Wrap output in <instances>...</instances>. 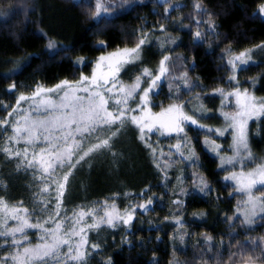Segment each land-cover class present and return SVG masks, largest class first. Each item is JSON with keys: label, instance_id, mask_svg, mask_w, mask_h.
Masks as SVG:
<instances>
[{"label": "trees", "instance_id": "1", "mask_svg": "<svg viewBox=\"0 0 264 264\" xmlns=\"http://www.w3.org/2000/svg\"><path fill=\"white\" fill-rule=\"evenodd\" d=\"M262 4L264 0H117L114 13L97 19L91 0H0V121L7 120L21 94L76 81L92 71L102 54L134 46L146 35L150 40L143 67L177 56L193 86L189 111L199 122L219 125L220 99L212 92L230 84L229 51L264 44V17L258 14ZM49 42L56 47L49 49ZM135 65H126L120 76L131 81ZM239 77L246 86L258 78L256 91L264 94L263 60L241 69ZM167 92L155 96L156 109L171 101ZM7 130L0 124V143ZM207 134L188 125L181 135L155 133L145 144L134 130L131 160L81 169L75 207L86 213L95 209V219L105 210L115 216L152 200L146 210L136 207L128 225L114 221L116 227L86 228V264L264 261L258 245L264 239V217L249 228L235 214L240 196L203 146ZM249 137L253 151L264 157V114L251 122ZM175 143L181 144L179 152L171 149ZM34 173L13 181L17 198L35 193L39 182ZM201 181L208 185L203 192ZM93 219L86 215L82 220L87 225ZM93 244L98 247L91 248Z\"/></svg>", "mask_w": 264, "mask_h": 264}, {"label": "snow or ice", "instance_id": "2", "mask_svg": "<svg viewBox=\"0 0 264 264\" xmlns=\"http://www.w3.org/2000/svg\"><path fill=\"white\" fill-rule=\"evenodd\" d=\"M122 2L127 3L128 0H122ZM94 6L96 17L108 12V6L103 0H94ZM196 7L199 8V5ZM258 14H264V4L260 6ZM210 27H214V25L210 24ZM161 30L163 31V28ZM196 37H201L199 31H197ZM146 39L147 36L145 35L139 39V42L133 48L122 49L117 53H111L108 57L101 56L96 62V69L101 68L102 62L108 61V63L99 76L94 70L91 77L82 75L75 85L69 81H62L52 89L37 88L32 97L23 94L19 96L17 105L12 112L8 113L9 116L19 111L26 112V110L20 109V101L31 99L35 103V96L40 95L42 91L57 94L56 100L51 97L42 99L32 109L35 112L44 111L48 115L43 118H30V114L22 115L19 120L15 121V124L10 125L13 135L8 137V139L15 143L23 141L31 146L33 149L31 159L28 158L29 148H23L22 150H14L10 147L0 148V151L6 153L10 159L14 157L22 158L17 163L18 169L23 166L26 169L31 168L47 174L46 177H36L34 173V178L50 179L51 184L55 185L57 203L53 209L48 210V203L51 201L47 199L40 201L43 205L41 211L46 212L48 216L46 220L43 222L38 220L35 224L23 220L15 228L0 231V236L15 237L17 232L23 233L25 227L43 229L45 223H51L54 217L60 216L62 197L72 171L82 161H85L87 157H90L92 153L100 149H110V141L119 134L126 124L138 127L141 139L144 138L145 128L149 132L153 130L155 125L145 123L151 117L147 115L144 109L149 103L150 93L158 86L157 81H160L168 72L166 62L170 57H163L156 75L150 73L148 69H143L141 75L136 76L131 85L125 86L123 82L118 80L119 72L123 67L135 63L140 58V50ZM55 47L53 42H49V49ZM246 55V53H241L236 57V60L246 63L243 59ZM114 58L116 60L115 65L112 63ZM77 63L82 64L84 61L78 60ZM142 77H151L144 88H141ZM184 79L187 81L186 74ZM230 79L235 80V76L230 77ZM118 83L120 87L117 89ZM186 86L191 87V85L187 84ZM15 87L16 85L13 84L9 90H13ZM117 92L119 95L116 94ZM217 92L222 96H235L239 110L236 115L224 114V119L227 121L224 129H208V131L222 136L229 129H232L234 133L232 145L234 152L237 156L243 153V159H252L247 141V123L249 119L253 118L254 114L257 118L260 114H264V98L257 100L248 93L247 89L243 93L239 89L231 93H225L223 89H219ZM105 93H108V95L106 96ZM137 93H139V96H137ZM110 100L112 101L111 109L109 108ZM129 100L135 101L136 106L130 107L128 104ZM182 107V105H173L156 116V119L159 120L174 110L180 113L178 119L160 124V127L167 129L169 135L172 133L177 135L184 133L183 122H190L197 127H204V125L198 124L197 120L193 119L192 116L184 114L181 111ZM134 112H142L143 114L131 115ZM21 121L24 122V126H17L20 125ZM0 124L8 125V121H0ZM57 133L59 134L57 135ZM103 136L107 138H102ZM91 141L97 142L93 143ZM41 142L43 146L36 149V145ZM212 143L214 145V141ZM149 147L151 146L149 145ZM176 147L179 148V145ZM152 151L155 153V149ZM45 157L47 159H44ZM228 162L234 163L235 160L230 159ZM224 179L232 181L239 179L236 190L245 194L247 206L243 223L250 226L255 222L257 216H264V197L254 194V190L258 186L264 190V161L256 165L252 171H241L239 174L232 172L231 175L224 177ZM206 188H208V185L201 181L199 190L203 192ZM48 191V184L45 183L41 192L47 193ZM175 203L180 202L175 201ZM151 204L152 200H148L147 204H140L136 207L146 210ZM112 207L115 208L114 205ZM136 207H132L130 211L125 209L122 214L117 213L115 216L105 210L104 215L100 216L99 219H95V209L87 213L83 210L78 213L74 212L72 217L65 216L61 220L56 221L54 228L43 229L45 236H42L41 239H47L48 242L43 245L38 244L35 247L24 246L22 250L17 249L8 256L0 257V264H33L34 261H41L43 264H49V262L68 264V261H78L80 264H86L84 247L88 242L86 236L81 235V233L85 232V228L79 226L83 217L85 215L94 217L93 222L87 224V228L92 230L99 229L101 225L116 227L117 223L114 221L128 225L134 218L133 213L136 211ZM0 211H3L8 219H19L17 213L20 211L27 214V209L22 208V202L19 208L17 206H9L2 197H0ZM74 236H79V241L70 243L69 239ZM23 239H27V236L25 235ZM12 243L23 244V240L17 241L13 239ZM252 243H255V241H252ZM65 245H67V249L62 252ZM90 247L96 248L98 246L93 244ZM262 251H264V248H262Z\"/></svg>", "mask_w": 264, "mask_h": 264}, {"label": "rangeland", "instance_id": "3", "mask_svg": "<svg viewBox=\"0 0 264 264\" xmlns=\"http://www.w3.org/2000/svg\"><path fill=\"white\" fill-rule=\"evenodd\" d=\"M85 1V0H84ZM89 1V0H86ZM94 3V0H91ZM103 2L108 6V12L102 14L100 17H96L97 19H100L103 16L110 15L114 13L117 8L115 6L117 3V0H103ZM95 7V6H94ZM262 17H264V14H261ZM148 40H150L149 37H147L145 44L142 46L140 50V58L135 62L136 65L134 68L131 70L132 74V80L128 81L125 78L121 77L122 71L125 69V66L123 69L119 72L118 80L123 82L125 86L131 85L135 79L136 76H140L141 72L143 69H148L150 73L153 75L158 74V69L160 67V61L163 59L160 58L157 60L155 63L147 64L146 66L143 67V63L146 59V56L144 54V50L148 44ZM134 46L130 47H123V48H118L113 51H109L107 53L102 54L101 56L108 57L111 53H117L122 49L125 48H133ZM241 53H246L247 55L243 58L246 63H242L241 61L236 60V57H238ZM99 56L94 64L92 71L86 75L83 76H88L91 77L93 74V71H96L97 76L101 75V73L105 70V65L108 63V61L102 62L101 63V68L96 69V62L98 59L101 57ZM170 59L166 62V66L168 68V72L162 77L160 81H157V87L153 90L152 93L149 95V103L145 106L144 111L147 113L151 119H148L145 121V123L153 124L155 127L151 132L147 130V128L144 129V138H140V129L136 127L135 125L131 124H126L125 127L119 132V134L112 138L110 141L111 148L110 149H100L99 151H96L92 153L90 157H87L85 161H82L79 165L76 166V168L72 171V175L69 177V180L66 185V189L64 191L63 197H62V203L60 205V216L54 217L53 222L51 223H45L43 225V229L47 228H54L55 227V222L61 220L63 217H72L73 213L76 212L78 213L81 210H78V207H75V205L79 204V198L81 197V194L77 191H75V185L78 184L79 180L81 179V169L84 170V167H89L90 165H96L97 168L100 167L102 164H110V163H118V162H126L132 159V157L129 154V149H132L133 147V135L132 132L136 130L137 132V140L143 141L145 144L149 142L150 138H152L153 134H157L160 136L163 135H169L167 133L166 128L160 127L161 123H169L173 120H176L179 118L180 113L176 110L167 113L163 118L157 120L156 116L157 114L165 111L166 109L170 108L173 105H182L181 111L188 115L192 116L193 119H196V117L189 111V106L191 105L192 101H188V99L192 98L190 96V92L193 88L191 85V82L189 80V77L187 75V71L185 68L181 65V63L178 61L179 59L177 56H168ZM263 60L264 61V44H261L259 46L250 48V49H245L239 52H231L229 51L226 55V61L230 67L231 74L229 76V86H221L216 88L212 93L216 94L219 96L220 99V105H219V114L222 117V122L219 125H213L211 123H202L199 122L197 119L198 124L204 125V127H201L205 129L209 134L205 135L203 137V146L208 150L212 155H214L219 163V167L223 169L224 172V177L231 175L232 172L240 173L241 171L249 172L252 171V169L261 163V161H264V157L261 155L255 153L251 147L250 144V137H249V127L250 124L253 120L257 119V117L253 116L252 119L248 120L247 123V141H248V146L251 151L252 159H243V153H241L240 156H237L236 153L233 150V130L229 129L224 135H218L215 132L208 131V129H224L227 121L224 119V114H230V115H236V113L239 110V105L236 103V97L235 96H230V95H225L222 96L220 95L217 90L223 89L225 93H231L236 91V89H239L241 93L244 92L245 89H247L248 93L252 96H254L257 100L264 98V94H259L256 91V87L259 84V79L258 78H253L249 79L251 82L250 86H246L242 84L243 80L240 79L239 77V72L241 69L248 67L251 64L257 63L259 61ZM231 62V63H230ZM112 63L115 65L116 60L115 58L112 60ZM235 65V66H234ZM185 74L187 76V81H185L184 77ZM235 76V80L230 79V77ZM81 77V76H80ZM76 79V81H69L71 84L75 85L79 80ZM151 77H142V83H141V88H144L147 86L148 82L150 81ZM62 82V81H61ZM61 82L51 85V86H42L39 88L42 89H52L55 88L56 85L60 84ZM191 85V87L186 86ZM120 87L119 83L117 84V89ZM164 89L168 91L167 95L170 96L171 101H168L164 106H161L159 109H156L157 102L155 100V96L158 95L159 93L164 97ZM36 90V89H35ZM34 90V91H35ZM34 91H32L29 94H24L25 96L32 97ZM119 95V93H116ZM107 96L108 93H105ZM56 93H48L45 91H42L40 95L35 96V103L33 100H26V101H20V109L21 110H26L25 111H19L16 113H13L12 116H8L7 121L8 125H2L4 129H8L7 133L3 136V140L0 143V148L3 147H10L12 149H20L22 150L23 148H29V154L28 158L31 159L33 155V149L31 146L26 144L25 142L21 141L20 143H15L14 141H11L8 139V137L13 135L12 127L10 125L15 124L16 120H19L22 115L30 114V118H35V117H41L43 118L44 116L48 115V113L44 111L40 112H35L33 111V107L36 106V104H39V102L42 99H47L48 97H51L53 100H56ZM137 96H139V93H137ZM130 107H135V101L129 100L128 102ZM17 105V103H16ZM15 105V107H16ZM14 107V108H15ZM112 107V101H109V108L111 109ZM12 112V111H11ZM142 112H134L131 113V115H142ZM260 114L258 118L261 116ZM188 125H193L190 122H183L182 126L184 127V132L186 130V127ZM17 126H24V122L21 121L20 125ZM196 126V125H194ZM197 127V126H196ZM163 133V134H161ZM26 134V133H25ZM59 133H57L58 135ZM175 135L176 133H172ZM171 134V135H172ZM183 134V133H181ZM179 134V135H181ZM102 138H107L106 136H103ZM214 141V145L213 142ZM91 142H97V141H91ZM179 145V148L181 147L180 143H175L171 146V149L174 151L179 152V148L176 146ZM43 144L38 143L36 145V149H39L42 147ZM215 149V150H214ZM22 158L20 157H14V158H9L8 155L2 151H0V197L4 199V201L7 202L9 206H17L18 208L21 207V202H22V208L27 209V214H25L23 211H20L17 213L19 216V219H8L5 217V213L3 211H0V231H5L6 229L9 228H15L20 225V223L23 220H27L28 223L35 224L38 220L43 222L48 218L47 213L44 211H41V208L43 205L40 203V201H43L45 199L50 200L51 202L48 203V210H51L54 208L55 204L57 203L55 197H56V191H55V185H50L51 181L50 179L45 180L42 178H34L39 182L38 188L35 190V193L32 194V196L19 199L16 197V186L13 184V181L16 182L17 178L20 177L21 175L25 174L27 171L34 173L36 172L37 175L36 177H46L47 174L40 173L36 171L35 169L31 168H24L21 166L19 169L17 168V163L20 161ZM44 159H47L46 157ZM230 159H234V163H229L228 161ZM26 163V161H24ZM3 165L6 167L11 168L10 171H6L3 169ZM242 165V167H241ZM10 172V173H9ZM33 178H31V181ZM34 180V181H35ZM12 182L10 184L9 182ZM231 184L234 185L236 193L239 194V201L235 209V214L241 218L242 222L244 220V213L247 210L246 206V197L245 194L242 192H238L236 190L237 185L239 184V179L236 181L232 180H227ZM45 183L48 184L49 191L47 193H42L41 189L44 187ZM73 186V187H72ZM72 187V188H71ZM254 194L259 197H264V190H262L259 186L257 189L254 190ZM146 204V203H145ZM124 211H122L123 213ZM11 215V213H9ZM86 217V215H85ZM264 216H257L255 219V222L252 225H247L244 223L246 227H253L255 223L258 221V219L262 218ZM86 223L81 220L80 222V227L85 228V232L81 233V235H85V233L90 232L89 229L87 232V225ZM42 228H24V232H17L15 234V237L12 236H0V257H5L8 256L10 253L14 252L17 249L22 250L24 246L28 247H35L36 245L40 244L43 245L46 242H48L47 239L42 240L41 237L45 236V232ZM27 236V239H23L24 236ZM86 236V235H85ZM67 238V237H65ZM15 239L17 241L23 240V244H13L12 240ZM80 237L79 236H74L69 239V242L73 241H79ZM87 240V237H86ZM258 245L261 248H264V239L258 241ZM86 245L84 247L85 251ZM67 245L64 246L62 249L63 251H66ZM261 255H264V251L261 252ZM43 262L41 261H34L33 264H42ZM240 264H264V261H255V260H248L244 261Z\"/></svg>", "mask_w": 264, "mask_h": 264}]
</instances>
